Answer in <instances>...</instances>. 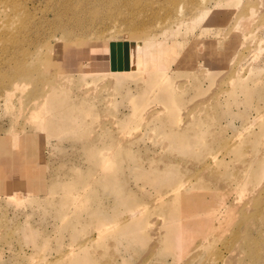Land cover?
<instances>
[{
	"label": "rangeland",
	"instance_id": "374dc122",
	"mask_svg": "<svg viewBox=\"0 0 264 264\" xmlns=\"http://www.w3.org/2000/svg\"><path fill=\"white\" fill-rule=\"evenodd\" d=\"M263 170L264 0H0V264H264Z\"/></svg>",
	"mask_w": 264,
	"mask_h": 264
},
{
	"label": "bare ground",
	"instance_id": "6f19581e",
	"mask_svg": "<svg viewBox=\"0 0 264 264\" xmlns=\"http://www.w3.org/2000/svg\"><path fill=\"white\" fill-rule=\"evenodd\" d=\"M236 3H237V2H236ZM108 58H110L109 54H108ZM108 58H107V59H108ZM101 61H102V60H101ZM106 61H108V60H106ZM104 63H105V62H104ZM104 63H103V64H104ZM111 66H113V65H111ZM111 66H109V68H111ZM25 70H26V69H25ZM30 70H32V69H29V71H30ZM21 71H22V69H21ZM29 71H27V72L29 73ZM17 72H18V71H17ZM27 72H26V73H27ZM33 72H34V71H33ZM21 73H24V72H21ZM14 88H15V87H14ZM263 171H264V170H263ZM260 172H261V171H260ZM262 173H263V174H262ZM262 173H261V176H262V178H264V172H262ZM205 178H207V177H205ZM245 183H246V182H245ZM246 184H247V183H246ZM247 193H248V192H247ZM248 197H249V196H248ZM248 199H249V198H248ZM249 201H250V200H249Z\"/></svg>",
	"mask_w": 264,
	"mask_h": 264
},
{
	"label": "water",
	"instance_id": "95a60500",
	"mask_svg": "<svg viewBox=\"0 0 264 264\" xmlns=\"http://www.w3.org/2000/svg\"><path fill=\"white\" fill-rule=\"evenodd\" d=\"M120 58H121L120 49H118V60H120ZM122 68H123V66L121 64L117 65L118 70H121Z\"/></svg>",
	"mask_w": 264,
	"mask_h": 264
}]
</instances>
